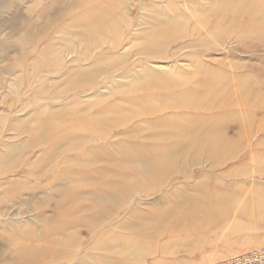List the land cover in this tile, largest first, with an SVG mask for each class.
<instances>
[{
	"label": "rangeland",
	"instance_id": "rangeland-1",
	"mask_svg": "<svg viewBox=\"0 0 264 264\" xmlns=\"http://www.w3.org/2000/svg\"><path fill=\"white\" fill-rule=\"evenodd\" d=\"M96 1V4H92L95 8L101 4L102 0ZM117 1L119 4L121 3L118 7H121L123 12L126 11L127 18L125 17V19L131 23V31L123 36L122 41L124 42L121 50L104 54V60L101 58L93 60L111 63L112 59L124 55L123 64L116 66L113 63L109 73L106 74L110 76L105 81L100 80L99 77L97 87L95 86L92 91L78 96L77 104L81 109L78 114L83 113L85 106L93 112L97 107L107 108L121 105L120 108L124 113H134L135 109V113L138 114L139 111L141 117L125 124L123 121L119 122L118 119L116 131L111 132L105 141L93 142L87 146L95 151L101 147L106 146L105 148H107L108 155L94 152L96 161H93V165L90 167L96 178H104L100 184L81 182V186L77 190L71 191V179H75L76 174L64 173L61 164L51 162L47 151L43 153L40 148L33 149V153L28 155L26 150L21 151L22 156L20 153L19 155L24 160L19 164H13L15 165L13 174H4V171L0 169V264H8L12 260L17 246L24 245L30 251L39 254V261L43 264H213L242 253L259 251L264 248V133L256 134L260 124L257 117L253 119L254 132L250 137H240L238 140L240 143L238 142L236 150L230 152V155L209 159L205 149L186 151L184 148L178 147L171 153V155L177 154L172 168L163 170L159 178L150 176L142 178L135 168H138L139 164L133 157L138 151L154 157L168 155L171 151H167V148L162 146L172 143L179 144L175 139H170L167 142L163 136L168 134L172 126L184 128L187 124L189 126L192 123L197 126L204 125L207 128L205 133L211 132L209 127L214 121H217L215 123L221 127L227 126L230 120L228 115L231 114L226 110V112L221 110L223 106L221 96H219L221 93L225 97L230 92H238L250 99L254 96L264 98V0H251L249 6L239 3L242 6L236 5L234 13L226 11L225 5L234 8L233 3L228 4L226 1L217 2L215 7H209L206 0L194 1L200 7H196L195 3L182 0H166L167 2L163 0H154L155 2L152 0ZM89 4L88 0H0V80L2 81H0V86H2L0 87V154L4 151V145L11 144V148L18 149L25 141L33 142L39 136L32 132L40 123L32 116L36 108L44 107L48 110H57L62 108L61 106L65 103L68 104V107L75 105L69 99L64 98L58 102H53V99L48 103L36 102L31 99L36 87L31 86L30 89L27 86L30 78L38 72V74H44L45 88H52L51 91H60L63 88L62 77L59 73L64 68L66 69V65L70 61L75 60L77 54L68 55L63 60L60 68L57 69L58 75L50 74L48 69L43 66L51 60L49 58H53L52 55H55L57 50L60 52V42L57 41V38H69V32L84 29L82 25L76 29H70V24L73 23V19L81 18L91 10L92 6ZM195 8L199 9L205 17L199 16V11L198 13L194 11ZM159 9H162L160 12H165L170 16L171 9L173 11L175 9L176 12L183 11L184 16L192 12L196 17L188 19L187 29L189 31L195 28L200 30L205 25L206 30H200L197 36L190 39L192 42L204 41L205 47L179 50V45L173 44L163 54L143 55L140 45L144 41L138 37L148 35L151 30L149 29V20H152L153 17L164 19L160 16ZM177 17L182 21L181 15L180 18ZM200 17L206 19L196 25L195 21ZM244 26L251 31H245ZM30 29L31 31H29ZM23 30L29 35L31 33L30 38L29 35L22 34ZM211 31L213 32L211 33ZM19 35H23V38L26 36L25 38H29V41L20 38L23 41L20 42L19 37L21 36ZM204 36L208 39L207 41ZM30 39L36 43L32 41L33 44ZM24 41L29 43L25 42V44ZM37 41L39 42L37 43ZM25 46L26 50L23 49ZM47 49L49 50L46 51ZM98 52L99 50L94 51L95 54ZM22 53L26 55L24 54V56ZM39 57H41L40 60ZM19 58L23 60L19 61ZM42 58H45V63L41 61ZM90 63L92 61L88 62V64ZM6 65L7 67L4 68ZM41 65H43L42 68ZM13 67L14 70L16 69L15 71H12ZM31 67L33 68L31 69ZM4 69L6 71L9 69V72ZM28 69H30V73ZM5 73L8 75L7 79ZM12 75L14 79L18 76L21 78L18 77L16 94H11V89L9 91L7 89L11 86L9 82L14 80ZM167 75L190 79L188 88L191 89L197 87L203 79L210 80V83L217 81L216 85L214 83H211L210 86L206 85V91L217 97L212 103H207V97L203 96L205 98L203 103L194 113H186V110L181 108L163 110L159 114L149 115L146 107H152L159 111L163 108V97L171 95L170 93L166 94L165 91L153 89L155 87L153 83L159 82V78L167 77ZM9 76L12 78L11 80ZM52 82L56 84L51 87ZM144 86H148V88L145 89ZM6 92L10 94L8 95ZM161 92L165 94H161ZM159 96H162V99ZM128 98L130 100H127ZM138 102L140 103L138 104ZM8 104L11 106L10 110ZM229 106L231 105L229 104ZM205 107L206 109H204ZM234 110L237 112V109ZM240 110L242 109H238V112ZM157 119H166V121H161L160 124ZM57 120L61 121V118H57ZM112 120L115 119H109V121ZM19 121L26 130L34 127L30 131L33 134L18 136L17 130H13L11 124ZM221 127H219L220 131L217 129L215 133L224 136L223 132H227V128ZM84 131L82 126L77 125L61 132V135L84 134ZM49 132L51 134L53 128ZM196 132L192 134L198 135L195 134ZM117 142H121L125 146L121 148L120 152H126L130 159L125 160L120 156L117 148L112 145ZM153 147L154 149H152ZM135 148L138 149L134 151ZM78 154H71L70 157H75ZM26 162L35 164L36 167H42V171L36 173H46V176L39 178L38 174H34L27 168ZM59 174H63L64 177L57 180L55 184H51L54 177ZM121 175L122 178L124 177L123 180H125L127 188L122 192L117 204H105V208H108L112 215L109 218L98 216L93 219L95 215H99V212L98 209L93 210L90 206L95 199H100L103 191L107 192L111 186L119 185L121 187ZM69 176L73 177L70 179ZM103 183L106 184L104 187ZM200 188H204L210 193H232L235 198L237 196L238 198L233 208L231 205L221 211L218 221L215 222V227L206 229L207 232L204 230L205 232L194 233V235L193 233L189 234L190 232H183L185 235L180 233L183 239L187 240L191 237L188 242L183 240L184 244L182 241L179 242L180 244L176 241L173 243L177 244L170 243L175 236L161 239L156 241L155 249L144 251L143 258L136 260L135 253L140 251L143 246L147 249L146 243L144 241L140 243L138 239L145 235L147 242L152 233L150 229L144 231L142 225L152 224L151 217L155 214L162 218L168 217L172 213L173 207L177 208V195L182 199L196 198L200 193ZM246 198H250V200L248 199L246 202ZM211 207L215 208V205H211ZM224 214L226 215L224 216ZM209 220L207 219L206 222ZM67 238L68 240L65 241Z\"/></svg>",
	"mask_w": 264,
	"mask_h": 264
},
{
	"label": "bare ground",
	"instance_id": "bare-ground-1",
	"mask_svg": "<svg viewBox=\"0 0 264 264\" xmlns=\"http://www.w3.org/2000/svg\"><path fill=\"white\" fill-rule=\"evenodd\" d=\"M152 1L155 2L154 0H152ZM163 1H166V0H163ZM182 1L195 3L196 7L199 6L197 2H194L195 0H182ZM206 1L209 4V7H215V4L217 2L219 3L220 1H222V2L226 1L228 4L233 3L234 8H229L230 6L227 7V5H225L226 6L225 9L228 13L230 11L232 13H234L236 11V8H237L236 5L238 6L239 3H241V4L245 3L244 5L249 6L251 0H206ZM88 2H90L91 6H92V4L97 3L96 0H88ZM100 3L101 4H99L97 6V8L92 6L91 10L89 12L82 15V17L79 19L76 18L77 21H76V19H73V21H72L73 23L70 24V29H74V28L76 29L77 27H79L81 25L84 29L79 30L77 32H69L68 33V35L70 36L69 38H67V37L66 38H63V37L57 38V41L60 42V49H59L60 52H58V50H57L55 55H52L53 58H49V59H51L49 62L44 61L45 58H42V60H41V61H44V63L46 62L45 66L41 65V68L43 66V68L45 67L48 69V72L50 74L55 75L59 72L57 69L60 68L59 66L61 65L63 60L66 59V57L68 55L77 54L75 60L70 61L69 64L66 65V69L64 68L63 71L59 73V74H61V77H62V83L64 85L63 88L60 91H51L52 88H50V89L45 88L44 83H43L44 78H45L44 74L43 73L38 74V72L36 75L32 76L33 80H31L32 78H30L28 86H27L29 88L31 86L34 88L36 87L33 90V93H34L33 97L31 96V99L35 100L36 102H47L48 103L52 99H53L52 100L53 102H58L60 100H63V98H64V99H69L72 102V104H75V105L68 107V104L65 103L61 106L62 108L57 109V110H48L47 108H44V107L36 108V110L34 111L32 116L36 120L38 119L40 121V123L37 124L35 130H33L34 127L31 129L33 130L32 132L37 133L39 136L36 137L33 140V142L32 141L31 142L25 141L24 144H22V146H20V148H18V149H16V147H14L15 149L11 148L12 147L11 144L3 146L4 151L2 154H0V169L2 171H4V174H9V175L13 174V172H14L13 166L23 162L24 159H21V157H20L21 151L26 150L27 155H28V154L33 153V151H32L33 149L40 148V150L43 153H44V151H47V154H49V160L51 162L56 163V164L58 163L59 165L61 164V167L64 169V173H67L69 175L70 174H74V175L76 174L75 179L74 178L71 179V177H73V176H69V178L71 179V185H70L71 191L74 192L75 190H77V188L79 186H81V182H85V183L90 182L91 184L93 183V185L94 184H100V182L104 181V178H96L93 175V171H92L93 169L90 167H91V165H93L92 162L96 161V156H95L94 152H99L101 154L108 155L107 148H105L106 147L105 146V147H101L95 151V150H93V148H90V147L87 148V146L88 145L90 146L93 142L105 141L111 132L116 131L115 128L118 127V125H117L118 119L120 120L119 122L123 121V123L125 124L127 122L133 121L135 119H139V117H141V114H139V111H138V114L135 113L136 112L135 109H134L135 114L131 113V112L130 113L129 112L124 113L122 111V108H120L121 105L120 106L113 105V106H109L107 108L97 107L93 112L90 108H86V106H85L83 113L78 114V112L81 110L79 108V104H77L78 103V96L80 94H84L86 92L92 91L95 88V86L97 85V80L99 77L101 78L100 80L105 81V79H107L108 76H110V75H106L107 72L109 73V71H110V66L113 63H115L116 66L122 65L123 64L122 58L124 57V55H119L117 58L112 59L111 63L110 62L102 63L100 60H96V59L93 60V59L94 58H101L104 60L105 59L103 56L104 54L109 53L111 51L113 53L114 51H117L118 49L121 50L123 48L122 43L124 42V41H122L123 36H126V34H128L131 31V26H132L131 23L125 19L126 11L123 12L122 8L118 7V5H121V3L119 4V2L117 0H102ZM170 4H171V2L169 1V5ZM89 5H87V6H89ZM122 6H123V4H122ZM240 6H242V5L239 4V7ZM126 7H124V8H126ZM220 7H222V6L220 5ZM47 8H48V6L46 7V9ZM114 9H115V12H113ZM157 9H158V7H157ZM214 9H216V8H214ZM241 9H243V8H241ZM161 10L159 9V13H161V15L160 14L159 15L162 16L164 19L160 20L156 17H153L156 19L152 18V20H149L150 17H152V16H150L148 20L150 21L149 29H151V30H149L148 35L138 37V39H142L144 41L140 45L142 47L141 53H143V55L144 54H148V55L163 54L164 51L167 50V48H170L169 46L173 45V44H178L179 50L184 49V48H194V47L204 46V44H205L204 41L197 40L196 42H192L191 41L192 39H190L193 36H197V33H199L200 30L201 31L206 30V28H204L205 25H204V27H201L200 30H196V28L195 29L193 28L194 30L189 31L187 29V27H188L187 24L189 21L188 19H191L192 17H196L194 14H192V12L188 13L184 16L183 11L182 12L181 11L176 12L175 9H174V11L171 9V11H170L171 16H170V15H166L165 12H160ZM169 10H170V8H169ZM96 11L99 13H97ZM194 11H197V13H198L199 9L196 10V8H195ZM49 12H50V10H49ZM94 12H96V13H94ZM157 12H158V10H157ZM240 13H238V14H240ZM198 14L201 17L202 16L205 17V15H203V13L200 11ZM46 15H47V13H46ZM46 15H45V18H46ZM180 15L183 18L182 21L178 20L177 16H179V18H180ZM192 15H194V16H192ZM260 15H261V13L259 14V16ZM66 16H68V15H66ZM236 16H237V13H236ZM201 17L195 21L196 25L199 22L201 23L202 21H204V19H206V18H201ZM244 22H245V19H244ZM262 22H263V20H262ZM240 23H241V21H240ZM213 25H214V23H213ZM213 27H215V26H213ZM218 27H219V25H218ZM246 28L247 27L244 28L245 31L250 30V29H246ZM23 29H25V28H23ZM209 30H210V28H209ZM225 30H226V28H225ZM13 31H14V29H13ZM24 31L25 30H23L22 34L26 35L27 33L26 32L24 33ZM29 31H31V29ZM64 31H65V29H64ZM222 31H223V29H222ZM212 32L213 31H211V33ZM60 33L62 34L63 31ZM37 34H38V32H37ZM23 35H19V36H21V37H19V40H20V38L24 39L29 34L24 36V38H23ZM30 35H31V33H30ZM30 35L28 36L29 38H30ZM29 38H27V39L25 38V39L29 41ZM37 38H38V36L36 37V39ZM204 38H205V36H204ZM41 39H43V38H41ZM14 40H16V39H14ZM34 40H35V38H34ZM207 40L208 39H206V41ZM32 41L33 40H31V42ZM20 42H23V41L20 40ZM25 42L26 41H24V43ZM31 42H30V44H32L35 41H33L32 43ZM38 42L39 41H37V43ZM47 42H48V40H47ZM24 48H26V46L23 47V49ZM23 49H21V50H23ZM24 50H26V49H24ZM48 50L49 49H47L46 51H48ZM97 50H99V52L97 54H95L94 51H97ZM52 51H53V49L51 50V53H52ZM17 54H19V53H17ZM22 54H20V55H22ZM38 54H39V52L37 53V55ZM41 54H42V52H41ZM53 54H54V52H53ZM40 58L41 57H39V60H40ZM22 60H20V58H19V61H22ZM90 61H92V63L88 64V62H90ZM17 63L19 64L18 60H17ZM80 63H82V64H80ZM31 64H32V62H31ZM6 67H7V65L4 68H6ZM11 67H12V65H11ZM14 67H13L12 71L16 70V69L14 70ZM22 67H23V64H22ZM32 68L33 67H31V69ZM121 68H122V66H121ZM24 69H25V67H24ZM4 70L6 71V69H4ZM8 70L9 69H7V71ZM21 70H22V68H21ZM29 70L30 69H28V72L30 73ZM34 70H35V68H34ZM2 71H1V74H2ZM19 72H20V70H19ZM15 74H14V76H15ZM7 76L8 75L6 74V79H7ZM12 77H13V75H12ZM18 77L20 78V76H18ZM18 77H15V79L13 77V79H14L13 80L14 82L12 81L13 83L9 82L11 86H10V88H7V89H8V91H9V89H11L10 90L11 94H14V93L16 94V91H18L17 90L18 89L17 83L19 82ZM9 78H10V80L12 79L10 76H9ZM10 80H8V81H10ZM158 80L160 83L159 82L153 83L155 86V87H153V89L157 90V91H165V93L167 92L166 94L170 93L171 95L163 97V101H162L163 102V104H162L163 108L159 111L154 110L152 107H146V110H148L149 115L159 114L163 110L168 111V110H175V109H181V108L186 110V113H188V112L194 113L195 110H198L197 109L198 106L201 103H203V101H204L203 99H205L207 97L206 102L212 103L214 98L217 97V96L212 95L211 92L206 91V87L210 86L211 83H214V85H216L217 81H215V80H214L215 82L211 81V83H210V80H204L203 79V80H201L200 83H198L197 87H194L192 89L188 88L189 82H190V79H188V78H186V79L181 78L180 79V78L173 77V76L169 77L167 75V77L164 76L162 78H159ZM1 82H0V84H1ZM9 83H8V85H9ZM26 84H27V82H26ZM55 84H56L55 82H52L50 86L52 87V85H55ZM0 87H2V86H0ZM144 87H145V89L148 88V86H144ZM26 89L28 90V88H26ZM162 93L165 94L164 92H161V94ZM6 94L9 95L10 93L6 92ZM150 94L152 95V93H150ZM156 94H158V93H156ZM147 95H149V94H147ZM210 95L212 96V98ZM162 96H164V95H162ZM162 96H159V97L161 98ZM203 96L205 98H203ZM219 96H221L220 98L222 99V103H223L221 110H224V112L227 111V112H229V114H231L230 116L228 115V117H230L229 118L230 120L228 121V125L221 127L219 124L215 123L217 121L211 122L212 124L209 127L211 132H209V133H205L207 128L204 127V125H198L197 126L194 123L190 124L189 126L187 124L184 128H181V127L176 128L173 126L170 128V130L168 128V130H169L168 134L163 135L164 138L167 139V142H169L170 139H175L179 142V144L178 143H172V144H167V145L162 146L164 148H167V151H171V152H169V154L167 153L168 155L161 156V157H160V155H159V157L157 155L154 157L152 155H150V156L145 155L141 151H138V152H136L137 154L135 156H133L136 158V162L139 164L138 168L137 167H135V168L139 171V174L142 178H145L148 176H150L152 178H159L160 173H162L163 170H166L167 168H172V166L175 163V160L177 158V156H176L177 154L171 155V153L174 149H176L178 147H182L186 151H193V150H196V151L199 150L200 151V150L205 149L207 152V157H209V159H212V158L214 159L215 157H220V156L222 157V155H230V152L232 153V151L236 150L237 144L240 143L238 141L240 139V137H242V136L243 137H250L251 133L254 132L253 131V129H254V120L253 119L255 117L258 118L259 123H260L258 125L259 128L256 131V134L264 133V98L261 99L258 96H254V97H251V99H250V98H247L248 96H246L244 94L240 95V93H238V92H233V93L230 92V94L227 97H225L223 93H221V95H219ZM134 97L136 98V96H134ZM148 97H150V96H148ZM210 98H211V100H210ZM127 100H130V98H128ZM136 101H137V98H136ZM227 102H229V103L227 104ZM131 103H132V100H131ZM139 103L140 102H138V104ZM229 104L231 106H229ZM8 105H9L8 109L11 108L10 104H8ZM8 109L5 111L6 113L8 112ZM204 109H206V107ZM234 109H237V112ZM238 109H242V110H240L238 112ZM57 118H61V121H58ZM112 118L115 120L109 121V119H112ZM39 121H37V122H39ZM161 121H166V119H161V120L157 119V122H159L160 124H161ZM41 124H43L44 126H42ZM77 125L82 126V128L85 130L84 134H77V133H71L70 134V133H68V134L61 135V132L69 130L70 128H73L74 126H77ZM218 126L221 128H224V127L227 128V132L225 130H224L225 133L223 132L224 136L216 135L215 132L217 131V129H218V131H220V128ZM11 128H13V130H17L18 136L21 134L22 135L28 134L31 131V129L26 130L25 128H23L22 123L20 121L14 122L13 124H11ZM51 128H53V132L50 134L49 130ZM193 130H195V131H193ZM194 132H196L195 134H198V135H193L192 133H194ZM234 132H235V134H234ZM30 134H33V133H30ZM69 139H72V140H69ZM65 144H67V145H65ZM112 145L115 146V148H117V150L120 153V156L123 159H125V160L130 159V156H128L126 152H120V151H122L121 148L125 147L121 142H117V143H114ZM247 147H248V145H247ZM137 149L138 148H135L134 151H136ZM152 149H154V147ZM19 153H20V155H19ZM74 153H77V154L80 153V154H78L75 157H70V155L74 154ZM13 164H15V165H13ZM25 164H26L27 168H29V170H31L34 174H38L39 178L46 176V173H39V172L36 173L37 171L41 172L42 167H36L35 164H31L29 162H26ZM72 167H75V168H72ZM73 171H75V172L73 173ZM122 172H121V174H122ZM63 174H59V176L54 177L53 181L51 180L52 181L51 184H55L57 182V180H59L60 178H63L64 177ZM123 178L121 175V179H120V181H122V184H120L121 187H119V185H116L113 187L111 186L107 190V192L103 191V193L100 196V199H95L94 203L90 207L93 210L98 209L99 215H97V216L95 215L93 219H95L98 216H104V217L109 218L112 215L111 211H108V208H105V206H106L105 204H108V203L117 204L119 202V197L121 196L122 192H124L125 189L127 188V184L124 182L125 180H123ZM104 185H106V184L103 183V187H104ZM237 198H238V196H237ZM237 198H235V196H233L232 193H229V194H224V193H220V192L219 193H216V192L210 193L204 188L203 189L200 188V193L197 195L196 198H184V199H182V197H178V195H177V198H176V201L178 203L177 208H176V206L173 207V209L171 210L172 213H170L168 217L162 218V216H160V215L156 216V214H155V216L151 217V220L153 221L152 224H149V225L143 224L142 225V229L144 231H148L150 229L152 233L150 234L149 240L147 242L145 241V235L141 236L138 239V240H140L139 241L140 243H143V241H144V243H146L145 245H146L147 249L143 246V248H142L143 250L141 249L140 251L135 253L136 256L134 255V257L137 258L136 260H138V259L141 260L145 254L144 251L146 252V250H148V249H152V250H153V248L155 249L156 248V241H159L161 239H167L170 236L171 237L175 236V237H173L174 239L170 243L180 244L181 243L180 241H182V243L184 244L185 243L184 241L186 240V238L183 239V237H181L182 235H180V233L183 234V232H190L189 234L193 233V235H194V233H203V232H205L204 230H206V229L208 230V228H210V227H215L214 226L216 224L215 222L218 221L217 219H219L218 217L220 216L221 211H223L225 209V207H228L231 205L233 208V205L236 202ZM248 199L250 200V198H246L247 201L246 200L245 201L248 202ZM96 202H97V204H96ZM98 202H100V203H98ZM211 205H215V208H212ZM246 205H248V204H246ZM255 206H257V205H255ZM225 215L226 214H224V216ZM207 219H210L209 222H206ZM131 230H132V228H131ZM207 230H206V232H207ZM176 235H180V236H176ZM183 235H185V234H183ZM176 237H177V239H176ZM189 237H190V235H189ZM170 239H172V238H170ZM188 239L186 240L187 242H188ZM67 240H68V238L65 241H67ZM189 240H191V237ZM174 241H176L177 243L176 242L173 243ZM167 243H168V241H167ZM263 250H264V248L259 250V252H262ZM253 252H255V251H253ZM248 253L249 252L242 253V254H248ZM133 254H134V251H133ZM53 256H56V255L53 254ZM39 258H40L39 254L30 251L26 245L17 246L15 253L12 256V260L9 261L8 264H13L15 262H18L19 264H43L42 262L40 263ZM224 260H226V259H224ZM255 262H256L255 264H264V263H261L259 261L258 262L255 261ZM45 264H47V263H45Z\"/></svg>",
	"mask_w": 264,
	"mask_h": 264
},
{
	"label": "built area",
	"instance_id": "built-area-1",
	"mask_svg": "<svg viewBox=\"0 0 264 264\" xmlns=\"http://www.w3.org/2000/svg\"><path fill=\"white\" fill-rule=\"evenodd\" d=\"M255 261L264 263V250L262 252L255 251L248 254H240L213 264H255Z\"/></svg>",
	"mask_w": 264,
	"mask_h": 264
}]
</instances>
